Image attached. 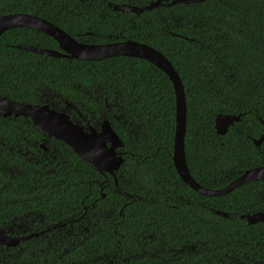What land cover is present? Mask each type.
Segmentation results:
<instances>
[{
  "label": "trees",
  "instance_id": "16d2710c",
  "mask_svg": "<svg viewBox=\"0 0 264 264\" xmlns=\"http://www.w3.org/2000/svg\"><path fill=\"white\" fill-rule=\"evenodd\" d=\"M155 1L0 0V16L34 15L85 44L129 40L159 51L183 86L188 172L203 188H221L264 165V138L252 142L264 131V0L161 5L138 15L108 7ZM13 45L58 50L33 29L2 32L0 97L58 110L69 103L72 120L98 129L107 119L123 143L114 180L28 119L0 111V229L63 226L56 247L39 249L50 237L28 243L16 264H104L109 249L133 264H168L161 259L183 246L188 252L175 264L264 262V221L241 218L264 210V179L216 197L180 179L171 159L174 94L162 71L133 57L55 58ZM218 114L240 120L217 135ZM0 264H14L4 249Z\"/></svg>",
  "mask_w": 264,
  "mask_h": 264
},
{
  "label": "water",
  "instance_id": "95a60500",
  "mask_svg": "<svg viewBox=\"0 0 264 264\" xmlns=\"http://www.w3.org/2000/svg\"><path fill=\"white\" fill-rule=\"evenodd\" d=\"M204 0H157L144 6H130L127 4L116 5L108 3V7L118 12H133L140 14L150 11L161 5L172 6L175 4L200 3ZM11 28H28L41 32L52 38L57 43L58 50L42 49L32 46L13 45L14 48L24 49L38 54L55 58H68L76 60L99 61L106 58L125 56L142 59L162 71L171 82L175 101V127L172 145V163L180 179L193 191L207 197H216L228 194L233 189L253 181L264 179V165L247 169L218 189H206L198 185L190 176L184 155L185 133V98L183 86L178 74L171 63L157 50L135 41H122L100 45L78 42L54 24L37 16L26 13H14L0 16V35ZM68 103L65 108L56 109L49 104H29L16 102L6 97H0V111L4 118L22 117L28 119L48 138L62 141L83 162L90 165L99 173L113 175L121 164L123 157L116 150L123 146L118 135L112 129L109 121L103 119L98 129L74 121L68 113ZM240 120V115L218 114L214 118V130L217 135H224L229 126ZM264 126V120H260ZM264 138V131L258 139H253L255 146H259ZM41 147L44 148V143ZM45 149V148H44ZM216 214L226 217V213L216 211ZM247 224H256L264 221V210L253 214L242 215ZM22 239V238H21ZM19 242L18 238L1 236V245H13Z\"/></svg>",
  "mask_w": 264,
  "mask_h": 264
},
{
  "label": "flooded vegetation",
  "instance_id": "af4514ba",
  "mask_svg": "<svg viewBox=\"0 0 264 264\" xmlns=\"http://www.w3.org/2000/svg\"><path fill=\"white\" fill-rule=\"evenodd\" d=\"M126 12H129V11H126ZM129 13H133V12H129ZM133 14H135V13H133ZM135 15H138V14H135ZM68 105H69L68 106V113H70V108L72 107V105L69 103H68ZM112 117H117V116L115 114H113ZM121 148L117 149L116 151L122 155V152L120 151ZM118 170L116 172H114V177H113V175H111L109 173L108 174L115 180L116 173L118 172ZM105 173H107V172H105ZM31 224H23V225H18L16 227H15V225H13L12 227L7 228V229H0V237L1 236H9L12 238L14 237V238L19 239V242H16L13 245L6 246V245L0 244V249H4V250L8 251V256H10V259H12L14 264L19 263L21 261L18 258V254L21 253L24 250V248L30 249L27 247V245L29 246L28 243H35L36 244V242H39L43 239L50 237L51 240L48 241L45 245H43V247H40L39 249H52L51 247H53L55 245L57 246V244H56L57 242L53 241L52 239H54V238L56 239L55 234L59 235V231H60L59 228L60 227L63 228V226H54L52 229L55 232H52L51 229L37 228L35 225H31ZM23 243L26 244L25 247L22 246ZM10 250H13L14 252L11 254V253H9ZM177 252H176L177 255L171 256L167 260H165V259H161V260L167 262L168 264H175L177 258L180 259V257L185 256L187 254L188 250L185 249V247L183 246L179 250H177ZM155 253L158 255L157 251ZM119 254L122 255L121 250L119 252H116V250H114V249H109L107 251L105 258H104V261H105L104 264H124V263L125 264H133L134 258H129V257H128L129 259H127L125 257L121 258ZM141 255H144V254L141 253ZM138 258H141V257L138 256ZM139 261H141V260H139ZM74 264H76V263H74ZM139 264H142V263H139ZM143 264H147V263H143ZM222 264H240V263H237L236 261H233L231 258H229L228 263L222 262ZM249 264H264V262L261 261L260 259H258V260L250 259Z\"/></svg>",
  "mask_w": 264,
  "mask_h": 264
}]
</instances>
